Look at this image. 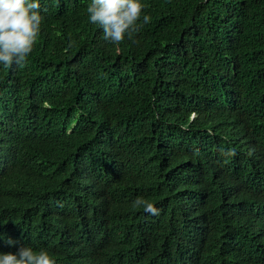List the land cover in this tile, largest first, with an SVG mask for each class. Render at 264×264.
<instances>
[{
    "label": "trees",
    "instance_id": "1",
    "mask_svg": "<svg viewBox=\"0 0 264 264\" xmlns=\"http://www.w3.org/2000/svg\"><path fill=\"white\" fill-rule=\"evenodd\" d=\"M143 2L151 22L115 45L91 0H40L34 51L0 66V156L25 169L0 233L56 264H264V0ZM62 198L77 258L40 228Z\"/></svg>",
    "mask_w": 264,
    "mask_h": 264
},
{
    "label": "clouds",
    "instance_id": "2",
    "mask_svg": "<svg viewBox=\"0 0 264 264\" xmlns=\"http://www.w3.org/2000/svg\"><path fill=\"white\" fill-rule=\"evenodd\" d=\"M147 7L143 0H91L87 14L89 22L102 29L104 40L119 45L126 39L136 42V34L151 22V16L145 14ZM43 22L40 0H0V66L8 69L26 62L40 39ZM230 154L235 155V151ZM24 172L14 154L1 155L0 190H14ZM60 204V211L54 207L42 216L40 228L48 231L55 245L67 255L80 257L85 249L82 219L68 199L62 198ZM134 207L151 215L159 212L153 203L142 198L134 201ZM259 228L264 231V218ZM0 264L56 262L47 250L36 249L22 232H9L0 233Z\"/></svg>",
    "mask_w": 264,
    "mask_h": 264
}]
</instances>
